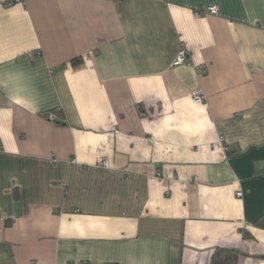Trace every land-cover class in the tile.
<instances>
[{"label":"crops","instance_id":"0c3cea01","mask_svg":"<svg viewBox=\"0 0 264 264\" xmlns=\"http://www.w3.org/2000/svg\"><path fill=\"white\" fill-rule=\"evenodd\" d=\"M262 213L264 0H0V264H264Z\"/></svg>","mask_w":264,"mask_h":264},{"label":"built area","instance_id":"2783aa9c","mask_svg":"<svg viewBox=\"0 0 264 264\" xmlns=\"http://www.w3.org/2000/svg\"><path fill=\"white\" fill-rule=\"evenodd\" d=\"M20 1H22V0H5V4H10L13 2H20ZM206 11L209 13H216V6H209V7H207ZM186 54L187 53L185 52V50H183V49L179 50L175 59H174V64H180V63L185 62L187 60ZM203 98H204V95L200 89L195 90L192 94V99L195 102H201L203 100ZM49 117H50V119H53L51 115ZM97 164L101 165V166H108V160L105 157L100 156L97 160ZM236 194H237V196H240L241 192H237Z\"/></svg>","mask_w":264,"mask_h":264},{"label":"trees","instance_id":"16d2710c","mask_svg":"<svg viewBox=\"0 0 264 264\" xmlns=\"http://www.w3.org/2000/svg\"><path fill=\"white\" fill-rule=\"evenodd\" d=\"M79 59H76L74 63H78ZM257 222L264 227V213H262L258 219ZM222 252H225V250H216L215 253L212 256V264H226L230 261L229 257H225L223 259H220L218 256L219 254H221Z\"/></svg>","mask_w":264,"mask_h":264}]
</instances>
